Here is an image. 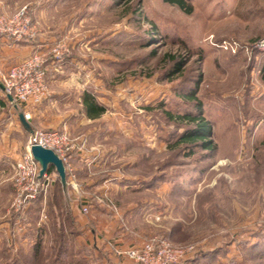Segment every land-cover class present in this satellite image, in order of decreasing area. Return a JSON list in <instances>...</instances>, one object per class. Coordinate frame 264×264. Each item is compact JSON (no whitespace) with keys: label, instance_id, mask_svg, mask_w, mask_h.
Here are the masks:
<instances>
[{"label":"rangeland","instance_id":"374dc122","mask_svg":"<svg viewBox=\"0 0 264 264\" xmlns=\"http://www.w3.org/2000/svg\"><path fill=\"white\" fill-rule=\"evenodd\" d=\"M189 1L190 13L163 0H0V15L25 6L36 29L31 39L0 38V71L15 63L6 43L31 44L32 52L62 43L68 52L62 62L48 59L50 72L60 77L70 69L83 83L57 86L48 70V95L32 104L25 122L22 106L9 104L0 90V153L14 139L23 152L35 129L64 132L72 151L82 141L95 155L88 187L107 190L85 196L88 187L71 166L82 192L78 217L87 220L98 197L119 214L130 239L191 245L183 264H264V50L254 47L264 37V0ZM223 41L236 43V52L221 48ZM178 60L182 69L168 74ZM84 89L107 107L95 120L82 111ZM191 93L212 123L214 151L189 154L175 144L187 126L177 117L196 112ZM14 163L0 166V264H16L20 249L21 260L33 262L32 223L40 217L49 223L47 204L34 219L33 202H48L60 187L55 170H47V189L16 209ZM50 237H42L43 252Z\"/></svg>","mask_w":264,"mask_h":264},{"label":"built area","instance_id":"2783aa9c","mask_svg":"<svg viewBox=\"0 0 264 264\" xmlns=\"http://www.w3.org/2000/svg\"><path fill=\"white\" fill-rule=\"evenodd\" d=\"M35 34V25L31 22L25 6L11 15H0V38L21 41L31 39ZM219 46L232 53L237 49L236 43L225 41L219 43ZM254 47L264 50V37L256 42ZM66 52L67 46L57 43L47 51H34L28 57L0 71V86L5 101L17 108L29 103H38L46 98L48 95L46 62L49 58L52 59L51 64L55 61L62 62ZM20 114L24 119L30 118L26 111H21ZM33 144L49 148L57 154L69 173L70 187L81 196L82 192L79 191L70 163V153L75 144L64 132L35 129L30 133L24 151L14 163L15 193L12 205L16 209L28 205L30 200L45 191L49 185V175L46 172L38 177L40 166L30 151ZM80 208L84 214L89 212L88 204H82ZM107 246L116 259L114 264H120L125 260L136 264H178L188 258L193 251L191 245H176L168 238L158 236H152L139 245H124L109 240Z\"/></svg>","mask_w":264,"mask_h":264},{"label":"crops","instance_id":"0c3cea01","mask_svg":"<svg viewBox=\"0 0 264 264\" xmlns=\"http://www.w3.org/2000/svg\"><path fill=\"white\" fill-rule=\"evenodd\" d=\"M2 42H5V41H2ZM2 48L5 49V51L7 52H11L12 57L15 59L14 60L15 63L25 57H28L29 55L33 53L32 52L33 46L31 44H19V43L7 44L6 43L4 44V47ZM73 62L74 61L72 59L71 64ZM69 65L70 64H68L67 66ZM9 66H7L6 68H8ZM49 66L51 65H48V70H49ZM50 71L51 70H49L48 72V77H50V83H53L57 86H59L58 84H61L62 86L67 85L70 87L74 86L75 88H80L83 85V83L79 81L77 77L69 73L70 69H68L67 73L64 76H60V77H58L57 75H54ZM81 93H80V100H81ZM52 94H53L52 95L53 98L57 97L56 96L57 93H55V91H52ZM32 104L36 105L37 103L36 104L29 103V104L22 105V108H23L22 111H26L30 115L33 114L32 111H34L35 109L31 107L33 106ZM20 113H19V116L18 115L17 116L19 117L20 121L25 122L24 121L25 119L22 117ZM85 117L90 120L97 119V118H89L87 116ZM11 143L12 144H10V146L5 147L3 153H0V166H5L2 164V162L5 163L9 161L10 159L11 160L13 159V161L16 160L17 156H19L22 153V151L18 150V148L19 149L21 148L20 141L18 143L14 139V141L12 140ZM81 143L82 141H80V143L76 145V149H74V151H72V153L70 154V163H71V166L74 168V172L78 175L80 185L82 184L84 186L90 187L92 182L90 181V178H89L90 172L88 171V163L92 161L91 157L95 155L90 156V154H87L85 152V149L81 147ZM24 148H25V144H24ZM98 161H99V158H98ZM89 187L86 188L84 191L82 190V192L85 196H89L91 198L93 195L98 196L97 192L99 191L102 192V190H104L101 185H97V186L94 185L92 189ZM104 191H107V190H104ZM123 191L124 189L120 188L119 193L122 194ZM97 199H98V203H97L98 206L95 207V209H91L90 213L87 215L88 216L87 220L82 219L80 216L78 217L76 214L78 213L77 211L79 208L78 207V194L76 193L75 190L69 187L68 200H66V203L69 209L72 210L71 211L72 214L76 216L75 223H76V229L78 233L74 237V242L76 243L77 248L79 250L77 254V256L81 260L79 264H86L87 261L89 260L92 261L93 264H109V263L114 264L116 262V259L110 253L109 247L106 244V242L109 240H113L119 244H124V245H139L142 243V240L135 241V239L133 238L130 239L128 236L129 233L124 231V226H122V224L119 223L120 222L119 214L117 213L112 214L111 209L109 208V205L105 204L104 201H100L101 198L99 199L97 197ZM46 204L47 202L40 201L38 204L39 211L45 209ZM33 222L35 223H32V227L34 228V231L32 232L35 234L36 237L41 235V237L46 239L48 234L49 233L51 234L49 223L46 222V220H44L42 217L36 219ZM85 251H88L90 253L88 259H87V255L84 254ZM120 264H134V263L125 260V261H122Z\"/></svg>","mask_w":264,"mask_h":264},{"label":"trees","instance_id":"16d2710c","mask_svg":"<svg viewBox=\"0 0 264 264\" xmlns=\"http://www.w3.org/2000/svg\"><path fill=\"white\" fill-rule=\"evenodd\" d=\"M171 5L177 6L185 13L192 11V5L189 0H163ZM184 63L178 60L173 63L168 70V74L178 73ZM1 90V86H0ZM190 97L195 99V93H191ZM196 100V99H195ZM82 111L89 118H98L105 113L106 105L100 103L96 95L88 89H84L81 93ZM196 112H186L177 117L181 122L187 123V126L177 135L175 144L184 145L189 149V154H193L195 149L214 151L216 144L213 141V129L210 120L203 115L202 104L195 101ZM170 114V113H168ZM55 170L52 165L49 166L48 172ZM60 182V181H59ZM69 189V187H68ZM39 201L36 199L31 208V215L35 213L34 219L37 217L39 210ZM47 211L49 216V226L51 232L52 243L46 247L43 252V241L41 235L34 239L29 249V257L33 262H24L21 260L23 250H19L16 264H79L80 258L77 256L78 248L74 242V237L78 233L76 229L75 217H73L71 209H69L66 199L62 192V187H54L51 196L47 202ZM33 219V220H34ZM21 254V255H20ZM189 259L186 258L179 263H185ZM178 263V264H179Z\"/></svg>","mask_w":264,"mask_h":264},{"label":"water","instance_id":"95a60500","mask_svg":"<svg viewBox=\"0 0 264 264\" xmlns=\"http://www.w3.org/2000/svg\"><path fill=\"white\" fill-rule=\"evenodd\" d=\"M33 158L39 163L40 170L38 177H41L45 173L49 166L52 165L60 181L62 192L66 200H68V187L66 169L62 160L57 154L49 148L42 147L40 145L33 144L30 147Z\"/></svg>","mask_w":264,"mask_h":264}]
</instances>
